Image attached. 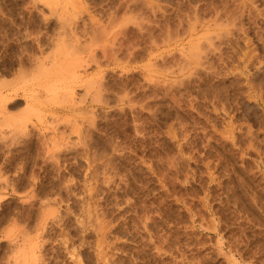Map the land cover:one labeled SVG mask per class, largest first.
<instances>
[{
	"label": "rangeland",
	"instance_id": "obj_1",
	"mask_svg": "<svg viewBox=\"0 0 264 264\" xmlns=\"http://www.w3.org/2000/svg\"><path fill=\"white\" fill-rule=\"evenodd\" d=\"M227 14L239 18L236 27ZM218 16L225 22L218 21L219 28ZM226 24H234L231 33ZM89 25L97 27L92 48L99 64L84 66L85 74L98 76L109 105L94 104L92 116L84 102L85 111L80 105L72 109L62 96L65 79L48 78L64 89L53 98H38L44 104L39 100L41 114L30 133L18 136L10 153L0 152V264L10 260L13 241L21 236L30 247L41 240L36 264H264V0H0V99L12 102L29 88L37 93L45 83L24 76L33 60L54 52L51 40L56 42L63 28L84 32ZM220 28L225 34L214 41L219 49L209 48V31L217 34ZM105 36L113 38L107 56L102 54ZM195 40L202 43L196 50L198 57L204 52L200 60L188 52ZM85 41L79 60L88 53L91 42ZM83 89L75 87V101L92 95ZM72 123L79 126L80 139ZM55 129L62 131L63 145L45 152L42 140ZM42 212L48 217L40 231ZM97 244L104 247L106 262L98 260ZM70 249L79 258L72 260Z\"/></svg>",
	"mask_w": 264,
	"mask_h": 264
},
{
	"label": "bare ground",
	"instance_id": "obj_2",
	"mask_svg": "<svg viewBox=\"0 0 264 264\" xmlns=\"http://www.w3.org/2000/svg\"><path fill=\"white\" fill-rule=\"evenodd\" d=\"M249 2V1H248ZM252 3V2H251ZM229 4V3H228ZM246 5V4H245ZM244 5V6H245ZM254 5V4H253ZM247 7V6H246ZM232 8V7H231ZM245 8V7H244ZM199 9V8H198ZM210 9V8H209ZM212 9V8H211ZM214 9V8H213ZM247 9H248V7H247ZM255 9V8H254ZM218 10V9H217ZM221 10V9H220ZM224 10V9H223ZM237 10V9H236ZM249 10V9H248ZM214 11V10H213ZM234 11V10H233ZM242 11V10H241ZM240 11V12H241ZM256 11V10H255ZM195 12H196V10H195ZM226 12V11H225ZM228 12V11H227ZM226 12V13H227ZM235 12V11H234ZM253 12V11H252ZM224 13V12H223ZM228 13H230V12H228ZM244 13V12H243ZM258 13V12H257ZM216 15L218 14V13H215ZM237 14V13H236ZM240 14H242V12L240 13ZM247 14H249V13H247ZM196 15V14H195ZM211 15V14H210ZM216 15L215 16H213V17H216ZM225 15V13L223 14V16ZM231 15H232V13H231ZM234 15H235V13H234ZM252 15V14H251ZM257 15V14H256ZM186 16V15H185ZM197 16V15H196ZM227 16H229V17H231V20L234 22V24H235V27H236V25L239 23H237L236 22V20H239V18H237V17H235V16H230L229 14H227ZM262 16V15H261ZM76 17V16H75ZM187 17V16H186ZM221 17V16H220ZM220 17L218 16L216 19V21H215V19H214V21L215 22H218V21H221L220 20ZM226 17V16H225ZM257 17V16H256ZM58 18L59 17H57V20H58ZM86 18V17H85ZM189 18V17H188ZM196 18V17H195ZM222 18H224V17H222ZM221 18V19H222ZM226 18H228V17H226ZM226 18H224L225 20H227ZM237 18V19H236ZM252 18H253V16H252ZM50 19V18H49ZM60 19H63L62 17L60 18ZM65 19V18H64ZM63 19V20H64ZM67 19V18H66ZM74 19V18H73ZM76 19V18H75ZM90 19V18H89ZM13 20V19H12ZM62 20V21H63ZM71 20V19H70ZM91 20V19H90ZM90 20H89V22H90ZM184 20V19H183ZM186 20V19H185ZM240 20H241V18H240ZM59 21H61V20H59ZM61 21V22H62ZM92 22H93V20H91ZM195 21V20H194ZM202 21V20H201ZM223 21V20H222ZM221 21V23H225L224 21L222 22ZM228 21V20H227ZM252 21V20H251ZM57 22V21H56ZM64 22V21H63ZM62 22V23H63ZM212 22V24L211 25H213L215 28L218 26V28L219 27H221V23L220 22H218V24L217 23H215V24H217V26H215V24H213L214 22L213 21H211ZM210 22V23H211ZM65 23V22H64ZM73 23V22H72ZM94 23V22H93ZM226 23H229V22H226ZM59 24H61V23H59ZM82 24H83V22H82ZM194 24V23H193ZM221 24V25H220ZM229 24H232V22L230 21V23ZM233 24V25H234ZM65 25H66V23H65ZM69 25V24H68ZM72 25V24H71ZM208 25H210V24H207V26ZM210 25V26H211ZM233 25H228V28H229V26H233ZM89 26H91V25H89ZM89 26H86V27H89ZM97 26V25H96ZM178 26V25H177ZM186 26V25H185ZM193 26V25H192ZM209 26V27H210ZM212 26V27H213ZM223 26V25H222ZM225 27H224V29L225 28H227V24L226 25H224ZM212 27H210V28H212ZM213 27V28H214ZM234 27V26H233ZM239 27V26H238ZM238 27H237V29H238ZM61 28V27H60ZM82 28V27H81ZM85 28V27H84ZM97 29V27H95V26H91L90 28H87V30L85 29V31H84V29L82 28V31H84V32H81V31H78L77 30V27H69V28H67V29H62V31H59V33L57 34V36L58 37H53V39L55 38L56 39V42H54V40H51L52 42L51 43H53L52 45L55 47V50H54V52H53V50H52V54H48V55H46L47 57H42V58H40V59H35V60H33V64L32 65H28L29 67H32V69L31 70H27V72L29 71V73H27V74H24V72H23V74H24V76L25 75H27V77L26 78H28V76L30 75V76H34V77H36V80H33L34 82L35 81H37L38 79L39 80H41L42 82H43V87L42 88H40L41 87V85H40V89H38L37 91H36V89L34 90V91H36L37 93H33V91L31 92V90H30V88L29 89H27V90H29L30 92H28L27 90H24L23 92H22V94H21V96L23 97V99H22V97H15L16 99H14V98H12V99H14V101H10L9 103H8V98L6 97V96H4L5 98L3 99L2 97V99H0V108H2V111H3V113H2V115L0 116V145H1V147H3V149L5 148L6 150H3V149H1L0 150V152H3V151H6L7 152V154L8 153H10L12 150L10 149V147H12V146H10V145H12L11 143H13L14 142V140L16 139V140H18V136H22V134L23 135H25V133L26 134H29L30 132H28L29 131V126L31 125L32 126V124H33V121H34V118H36V117H38V115L39 114H41V113H39V104H41L42 105V103L43 102H41V100H40V102L41 103H39V100H38V98H40V97H49V98H53V96H55L56 94V92L58 91L59 92V90H61L62 88H61V86L59 87V85L61 84V83H59L58 82V84H55V83H57V81L55 82V83H48V78H50V79H52L51 78V76H53V75H56V74H58V76L60 77V79L61 80H64L65 79V81H61L60 79V82H62V85H64V82H65V90H63L62 92H64V94L62 95L61 93L60 94H58V95H60L59 97H61V95L62 96H64V99H63V97H61L63 100H66L67 101V103L69 102L70 104H69V107L71 108L72 107V109L73 108H79V105L81 104V103H86V104H88V106L90 107V109H92V110H90V115L92 116L94 113V110H93V108H91L92 106H94V104H102V105H106V104H108V99H106L105 98V96L104 95H102V93L105 91H101L100 89H99V87H100V83H98V76L96 77L95 75L94 76H92V75H88V74H85L86 73V68H84V66H88V65H91V63H95L97 60V57H96V52L94 51V49L92 48L93 47V45H92V42H93V40H94V37L97 35L96 34V29ZM173 28V27H172ZM192 28V27H191ZM195 28V27H194ZM217 28V29H218ZM227 28V29H228ZM240 28V27H239ZM242 28V27H241ZM240 28V29H241ZM243 28H244V26H243ZM260 28V27H259ZM99 29V28H98ZM105 29V28H104ZM190 29V28H189ZM193 29V28H192ZM221 29V28H220ZM223 29V28H222ZM221 29V30H222ZM223 29V30H224ZM227 29H226V32H227ZM231 29H233L232 27H231ZM58 30V29H57ZM215 29H212V31H209L210 33L208 34V32L206 33V35L208 34V36L206 37L207 39H206V41H208L207 43H206V41H205V45H208V47L209 48H211L212 47V49H213V47H215L216 49H217V46H218V42L220 41V39H221V37L220 36H223V33H224V31L223 32H221V30H220V32L218 33L217 32V34H214L213 32H215L214 31ZM228 30H230V29H228ZM259 30V29H258ZM56 31V30H55ZM99 31V30H98ZM175 31V30H174ZM217 31H219V30H217ZM237 30H235V32H236ZM106 32V31H105ZM141 32H142V30H141ZM181 32V31H180ZM213 34H212V33ZM56 33V32H55ZM100 33V32H99ZM123 33V32H122ZM164 33V32H163ZM167 33V32H166ZM166 33H164V34H166ZM202 32H200L199 34H201ZM216 33V32H215ZM230 33H231V30H230ZM238 33V32H237ZM108 34H109V32H108ZM161 34V33H160ZM205 34V33H204ZM225 34V33H224ZM228 34H229V32H228ZM227 33H226V35H228ZM233 34H234V32H233ZM107 35V34H106ZM202 35V34H201ZM205 35V36H206ZM244 35V34H243ZM243 35H242V37H243ZM166 36V35H165ZM178 36H180V35H178ZM204 36V37H205ZM237 36V35H236ZM83 37L85 38V40L86 41H90L91 43L90 44H88V46H86V47H89L86 51L88 52V53H86V59H81V60H79L77 57H76V54L78 53V52H80L79 51V48L81 47L80 46V44H81V40L83 39ZM103 37V36H102ZM106 37V36H105ZM103 38V42L105 43V45H104V52H102V54H104V56H107L108 54H109V52H108V54H107V50H111L110 49V41L113 39H109V41H108V37H106V38ZM117 37V36H116ZM168 37V36H167ZM190 37V36H189ZM196 37H198L197 35H196ZM195 37V38H196ZM201 37V36H200ZM220 39H219V38ZM228 37V36H227ZM246 37V36H245ZM260 37V36H259ZM82 38V39H81ZM95 38H97V37H95ZM157 38H159V37H157ZM164 37H162V39H163ZM170 38V37H169ZM175 38V37H174ZM216 38V39H215ZM236 38V37H235ZM38 39V38H37ZM50 39H51V37H50ZM98 39V38H97ZM102 39V38H101ZM150 39V38H149ZM155 38H153V40H154ZM165 39V38H164ZM164 39H163V41H164ZM223 39H224V37H223ZM244 39V38H243ZM246 39V38H245ZM262 39H264V38H262ZM117 40V39H116ZM215 40H219V41H217V43H215L214 41ZM222 40V39H221ZM237 40V39H236ZM37 41V40H36ZM85 41V42H86ZM113 41V40H112ZM152 41V40H151ZM169 41V40H168ZM174 41V40H173ZM194 41V40H193ZM199 41H201V38L199 39ZM204 41V40H203ZM224 41H225V39H224ZM84 42V41H83ZM82 42V43H83ZM94 42H96V41H94ZM93 42V43H94ZM117 42H119V41H117ZM127 42V41H126ZM130 42V41H129ZM153 42V41H152ZM154 42H155V40H154ZM190 42V41H189ZM192 42V41H191ZM249 42V41H248ZM38 43V42H37ZM108 43H109V45H108ZM195 43H197L196 42V40H195ZM200 43V42H199ZM222 43V42H221ZM227 43V42H226ZM234 43V42H233ZM243 43H245V42H243ZM40 44V43H39ZM87 44H84L83 45V48H86L85 47V45H87ZM112 44V43H111ZM117 44V43H116ZM124 44V43H123ZM161 44V43H160ZM202 44V43H201ZM201 44H195V47L193 48V49H189V53H190V55L192 56H190L191 58H194V55H192V52H194V53H197V54H195V55H197V58H199L201 55H203L204 54V52H200L199 53V57H198V52H196V50L198 51L199 49H198V45H199V47H200V45ZM229 44V43H228ZM235 44V43H234ZM250 44V43H249ZM261 44V43H260ZM23 45V44H22ZM52 45H50V46H52ZM92 45V46H91ZM101 45H103V44H101ZM114 45V43L112 44V47H114L113 46ZM126 45V44H125ZM216 45V46H215ZM41 45H39V47H40ZM44 46V45H43ZM128 46V45H127ZM157 46V45H156ZM228 46V45H227ZM240 46V45H239ZM246 46V45H245ZM248 46V45H247ZM54 47H52L53 49H54ZM124 47V46H123ZM169 47H171V46H169ZM189 47V46H188ZM188 47L187 48H185V49H188ZM234 47V46H233ZM262 47H264V46H262ZM42 47H40V49H41ZM82 48V47H81ZM103 48V47H102ZM119 48V47H118ZM122 48V47H121ZM133 48V47H132ZM182 48H183V46H182ZM190 48V47H189ZM50 49V48H49ZM205 49H207L208 50V48L206 47ZM204 49V50H205ZM218 49H219V47H218ZM217 49V50H218ZM44 50V49H43ZM42 50V51H43ZM84 50V49H83ZM113 50V49H112ZM115 50V49H114ZM126 50V49H125ZM130 50V49H129ZM192 50V51H191ZM194 50V51H193ZM235 50V49H234ZM101 51H103V50H101ZM128 51V50H127ZM187 51V50H186ZM209 51V50H208ZM214 51H215V49H214ZM214 51H213V53H214ZM105 52H106V55H105ZM120 52V51H119ZM173 52V51H172ZM210 52V51H209ZM209 52H207V54L209 53ZM247 52V51H246ZM22 53V52H21ZM38 53V52H37ZM40 53H42L41 52V50H40ZM51 53V52H50ZM82 53V52H81ZM193 53V54H194ZM206 53V52H205ZM240 53V52H239ZM254 53V52H253ZM27 54V53H26ZM25 54V55H26ZM134 54V53H133ZM201 54V55H200ZM224 54V53H223ZM242 54H243V52H242ZM247 54V53H246ZM246 54L244 53V56H246ZM248 54H250V52L248 53ZM17 55V54H16ZM16 55H15V58H16ZM31 55V54H30ZM41 55H43V54H41ZM116 55V54H115ZM182 55V54H181ZM213 55V54H212ZM219 55V54H218ZM222 55V54H221ZM228 55V54H227ZM233 55V54H232ZM22 56V55H21ZM37 56V55H36ZM110 56V55H109ZM108 56V57H109ZM130 56V55H129ZM256 56V55H255ZM84 57V56H83ZM173 57V56H172ZM186 57V56H185ZM235 57V56H234ZM239 57V56H238ZM247 57V56H246ZM254 57V56H253ZM252 57V58H253ZM258 57V56H257ZM22 58V57H21ZM21 58H19V59H21ZM35 58H37V57H35ZM114 58V57H113ZM164 57H162V59H163ZM183 58V57H182ZM204 58V57H203ZM206 58V57H205ZM216 58V57H215ZM243 58V57H242ZM251 58V59H252ZM2 59V58H1ZM17 59V58H16ZM28 59V58H27ZM33 59H34V57H33ZM161 59V60H162ZM185 59V58H184ZM196 59V58H195ZM217 59V58H216ZM238 59V58H237ZM15 60V59H14ZM190 60V59H189ZM199 60H200V58H199ZM203 60V59H202ZM211 60V59H210ZM239 60H241V58L239 59ZM246 60V59H245ZM249 60V59H248ZM21 61V64L20 65H22L23 66V62H22V60H20ZM19 61V62H20ZM192 61V60H191ZM219 61V60H218ZM257 61V60H256ZM29 62V61H28ZM188 62V61H187ZM211 62V61H210ZM209 62V63H210ZM248 62V61H247ZM14 63V62H13ZM214 63V62H213ZM235 63V62H234ZM30 64V63H29ZM96 64H99V63H95V65ZM201 64V63H200ZM206 64V63H205ZM204 64V65H205ZM208 64V63H207ZM207 64H206V66H207ZM219 64V63H218ZM250 64H252V63H250ZM211 65V64H210ZM254 65V64H253ZM19 66V65H18ZM22 66H20V67H22ZM201 66H203V65H201ZM214 66V65H213ZM28 67V68H29ZM98 67V66H97ZM18 68V67H17ZM24 68V67H23ZM82 68V69H81ZM242 68V67H241ZM20 69V68H19ZM205 69V68H204ZM208 69V68H207ZM243 69V68H242ZM22 70L24 71V69H20V71H21V73H22ZM20 71H18V73L20 72ZM210 71V70H209ZM25 73H26V71H25ZM206 73V72H205ZM214 73H216V72H214ZM223 73V72H222ZM226 73V72H225ZM229 73V72H228ZM210 74V73H209ZM19 75V74H18ZM221 75V74H220ZM248 75V74H247ZM24 76H21V78L22 79H25V77ZM29 76V77H30ZM58 76H55V80H57V78L56 77H58ZM58 77V78H59ZM220 77V76H219ZM20 78V79H21ZM32 78V77H31ZM2 80V79H1ZM37 81V82H40V81ZM54 80V79H53ZM58 80V81H59ZM4 81V80H3ZM23 81V80H22ZM210 81V80H209ZM25 82V81H24ZM49 82H51L50 80H49ZM18 83V82H17ZM36 83V82H35ZM212 83V82H211ZM240 83V82H239ZM250 83V82H249ZM25 84V83H24ZM31 84V83H30ZM198 84V83H197ZM196 84V85H197ZM251 84V83H250ZM2 85H3V83H2ZM33 85V84H32ZM36 85V84H35ZM34 85V86H35ZM260 85V84H259ZM25 86V85H24ZM78 87V88H84L83 90H85L86 91V93L88 94L91 90H92V92H90L91 94V96H88V97H84V95H83V97L81 96V98H79V99H77V100H79L78 102L77 101H75L76 100V97H75V100H74V93H75V87ZM251 86H252V84H251ZM0 87H1V84H0ZM31 87V86H30ZM36 87H37V85H36ZM104 87V86H103ZM107 87V86H106ZM205 87V86H204ZM208 87V86H207ZM206 87V88H207ZM22 88V87H21ZM14 89V88H13ZM16 89V88H15ZM64 89V88H63ZM93 89H95V90H93ZM97 89V90H96ZM253 89V88H252ZM0 90H1V88H0ZM20 90V89H19ZM106 90H107V88H106ZM207 90H208V88H207ZM238 90V89H237ZM102 93H101V92ZM7 92V91H6ZM200 92V91H199ZM238 92H240V91H238ZM5 93V92H4ZM10 93V92H9ZM14 94H15V92H13ZM206 93V92H205ZM77 94V93H76ZM8 95V94H7ZM16 95V94H15ZM202 95V94H201ZM248 95H249V93H248ZM13 96V95H12ZM18 96V95H17ZM10 97V96H9ZM57 97V96H56ZM11 98V97H10ZM55 98V97H54ZM85 98H88V100L87 99H85ZM193 98H194V96H193ZM204 98V97H203ZM10 100V99H9ZM57 100V99H56ZM61 100V99H60ZM85 100H87V101H85ZM210 100V99H209ZM214 100V99H213ZM42 101H43V98H42ZM50 101V100H49ZM52 101H54V100H51V102ZM62 101V100H61ZM72 101V102H71ZM211 101V100H210ZM209 101V102H210ZM44 102H45V100H44ZM39 103V104H38ZM65 103V102H64ZM83 103V104H84ZM10 104H12L14 107L13 108H15V110L13 109H10L9 108V105ZM44 104V103H43ZM63 104V103H62ZM191 104V103H190ZM109 105V104H108ZM82 105H80V108H82L81 107ZM87 105H86V108L88 107ZM96 106V105H95ZM107 106V105H106ZM194 106V105H193ZM209 106V105H208ZM216 106V105H215ZM219 106V105H218ZM195 107V106H194ZM41 108V107H40ZM79 108V109H80ZM95 108V107H94ZM83 110L85 109V105H84V108H82ZM88 109V108H87ZM10 110H12V112L13 111H16V110H19L17 113H9V112H11ZM76 110V109H75ZM74 110V111H75ZM86 110V109H85ZM84 110V111H85ZM198 110V109H197ZM217 110H220V109H217ZM0 111H1V109H0ZM88 111V110H87ZM79 112V111H78ZM89 112V111H88ZM85 113V112H84ZM219 113V112H218ZM0 114H1V112H0ZM79 115V114H78ZM84 116H86V115H84ZM88 116H89V113H87V121L91 118L90 116V118L88 119ZM67 118V117H66ZM234 118V117H233ZM68 119H69V117H68ZM68 119H66V120H68ZM77 119V118H76ZM82 119V118H81ZM83 119H84V117H83ZM85 119H86V117H85ZM92 119V118H91ZM70 120V119H69ZM74 121V122H73ZM72 122L75 124V123H77V122H75L76 120L74 119ZM86 121V120H85ZM90 121V120H89ZM92 121V120H91ZM73 123L71 124V126L73 125ZM226 123V122H225ZM67 124V123H66ZM78 124V123H77ZM70 125V124H69ZM231 125V124H230ZM137 126V125H136ZM73 127L74 128H77L78 127V129H76L77 131L75 132V134L77 133V136H78V138L80 139L81 137H80V128H79V126L77 125H73ZM233 127V126H232ZM222 128H224V127H222ZM56 130V129H55ZM53 131L52 133H51V135L49 136V137H46V138H43V140H42V142H43V145L41 144L40 146L42 147V146H44V150H45V152H52L53 150H55L56 148H58V147H60L61 145H63L62 143L64 142L63 141V138H64V136H62V131L60 130V132H58L59 131V129H57L56 131ZM73 130V128L71 129V131ZM189 130V129H188ZM194 130H195V128H194ZM216 131V130H215ZM226 131V130H225ZM214 132V131H213ZM64 133V132H63ZM219 133V132H218ZM225 133V132H224ZM227 133V132H226ZM231 133V132H230ZM229 133V134H230ZM82 134V133H81ZM207 134V133H206ZM209 134V133H208ZM223 134V133H222ZM232 134V133H231ZM230 134V135H231ZM57 135H59V136H57ZM61 135V136H60ZM187 135V134H186ZM25 136H27V135H25ZM24 136V138H26ZM201 136V135H200ZM17 137V138H16ZM19 137V138H20ZM68 137V136H67ZM208 137V136H207ZM223 137V136H222ZM231 137H232V135H231ZM203 138V137H202ZM210 138V137H209ZM218 138V137H217ZM65 139H67V138H65ZM83 139H85V138H83ZM82 139V140H83ZM223 139V138H222ZM182 141V140H181ZM226 141H227V139H226ZM232 141V140H231ZM238 141V140H237ZM241 141V140H240ZM216 142V141H215ZM238 144V143H237ZM178 146V145H177ZM212 146V145H211ZM221 146H223V145H221ZM43 148V147H42ZM18 149V148H17ZM20 149V148H19ZM14 151V150H13ZM223 151V150H222ZM5 152V153H6ZM21 152V151H20ZM181 152H182V150H181ZM218 152V151H217ZM5 153H3L4 155H5ZM16 153V152H15ZM186 153V152H185ZM7 154H6V156L5 157H8L7 156ZM216 154V153H215ZM241 154V153H240ZM4 155H2V157H4ZM10 155V154H9ZM186 155V154H185ZM197 155V154H196ZM13 156L11 155V158H12ZM10 158V159H11ZM191 158V157H190ZM199 158H200V156H199ZM7 159V160H6ZM14 159V158H13ZM179 159V158H178ZM182 159V158H181ZM196 159V158H195ZM5 160H6V162L7 161H9L8 160V158H5ZM5 160H4V162H5ZM180 160V159H179ZM217 160V159H216ZM3 161V160H2ZM12 161V160H11ZM4 162H3V164H4ZM172 162H174V161H172ZM195 162V161H194ZM243 162V161H242ZM2 163V162H1ZM8 163V162H7ZM7 163H5L4 165H6ZM202 163V162H201ZM204 163V162H203ZM209 163H210V161H209ZM241 163V162H240ZM174 164V163H173ZM11 165V164H10ZM1 167V166H0ZM208 169V168H207ZM205 172V171H204ZM3 173V172H2ZM22 173V172H21ZM206 173V172H205ZM233 173V172H232ZM179 175V174H178ZM206 175V174H205ZM208 175H209V173H208ZM212 175V178H213V174H211ZM215 175V174H214ZM239 175V174H238ZM173 176V175H172ZM183 176V175H182ZM186 176V175H185ZM16 177V176H15ZM207 177V176H206ZM210 177V176H209ZM253 177V176H252ZM10 178V177H9ZM174 178V177H173ZM172 178V179H173ZM237 178V177H236ZM241 178V177H240ZM243 178H244V176H243ZM4 179V178H3ZM194 179V178H193ZM10 180V179H9ZM175 181V180H174ZM193 181V180H192ZM212 181H213V179H212ZM1 182V181H0ZM7 182V181H6ZM107 183V182H106ZM214 183V182H213ZM232 183V182H231ZM129 184V183H128ZM245 184H247V183H245ZM6 185H7V183H6ZM10 186V185H9ZM192 187V186H191ZM227 187V186H226ZM262 187H264V186H262ZM215 189V188H214ZM200 190V189H199ZM233 190V189H232ZM242 190V189H241ZM209 191V190H208ZM214 191V190H213ZM220 191V190H219ZM176 192H178V191H176ZM184 192V191H183ZM232 192V191H231ZM254 192V191H253ZM199 193V192H198ZM213 193V192H212ZM197 194V193H196ZM207 194V193H206ZM205 194V195H206ZM45 195V194H44ZM209 195V194H208ZM244 195V194H243ZM47 196V195H46ZM186 196V195H185ZM202 196V195H201ZM217 196V195H216ZM228 196V195H227ZM179 197V196H178ZM206 198V197H205ZM207 198H208V196H207ZM190 199V198H189ZM199 199V198H198ZM204 199V197L202 196V200ZM246 199V198H245ZM244 199V200H245ZM199 200H201V198L199 199ZM208 200V199H207ZM1 202H2V200H1ZM203 202V201H202ZM201 202V205L204 203H202ZM209 202V201H208ZM216 202V201H215ZM227 202V201H226ZM246 202H247V200H246ZM253 202V201H252ZM46 203V202H45ZM189 203V202H188ZM200 203V202H199ZM236 203V202H235ZM241 203V202H240ZM256 203V202H255ZM42 204H44V202L42 203ZM48 204V203H47ZM185 204V203H184ZM205 204V203H204ZM203 204V205H204ZM202 205V206H203ZM206 205V204H205ZM43 206H45V205H43ZM49 206V205H48ZM48 206H47V208H48ZM255 206V205H254ZM41 207V206H40ZM190 207V206H189ZM204 207V206H203ZM210 207V206H209ZM228 207V206H227ZM249 207V206H248ZM200 208V207H199ZM198 208V209H199ZM242 208V207H241ZM39 209V208H38ZM42 209V208H41ZM191 209V208H190ZM212 209V208H211ZM194 210V209H193ZM215 210H216V208H215ZM215 210H212V212L213 211H215ZM39 211V210H38ZM55 211V210H54ZM148 211V210H147ZM185 211V210H184ZM195 211V210H194ZM211 211V210H210ZM225 211V210H224ZM43 212H45L44 210H43ZM43 212H42V215H40V219H38L39 221H37L38 223L36 224L37 225V228H39V230L41 231V229H44V227H45V223H46V218L48 217H44L43 216ZM52 212H53V210H52ZM193 212V211H192ZM69 213V212H68ZM231 213V212H230ZM37 214H38V212H37ZM50 214H52V213H50ZM188 214V213H187ZM193 214H194V212H193ZM192 214V215H193ZM210 214H211V212H210ZM35 215V214H34ZM45 215V214H44ZM49 215V214H48ZM57 215V214H56ZM73 215V214H72ZM92 215V214H91ZM191 215V216H192ZM194 215H196V213L194 214ZM198 215V214H197ZM232 215V214H231ZM236 215V214H235ZM234 215V216H235ZM44 218H43V217ZM90 216V215H89ZM102 216V215H101ZM190 216V215H189ZM238 216V215H237ZM51 217V216H50ZM53 217V216H52ZM51 217V218H52ZM95 217V216H94ZM177 217H178V215H177ZM188 217V216H187ZM198 217V216H197ZM208 217V216H207ZM56 218V217H55ZM58 218V217H57ZM91 218V217H90ZM120 218V217H119ZM192 218V217H191ZM209 218H210V216H209ZM212 218V217H211ZM211 218H210V221H212L211 220ZM80 219V218H79ZM97 219V218H96ZM107 219V218H106ZM198 219V218H197ZM201 219V218H200ZM220 219V218H219ZM58 220V219H57ZM118 220V219H117ZM151 220V219H150ZM149 220V221H150ZM214 220V219H213ZM226 220V219H225ZM237 220V219H236ZM29 221V220H28ZM99 221V220H98ZM101 221V220H100ZM109 221H111V220H109ZM204 221V220H203ZM209 221V220H208ZM209 221V222H210ZM240 221V220H239ZM27 222V221H26ZM202 222V221H201ZM200 222V223H201ZM215 222V221H214ZM241 222V221H240ZM245 222V221H244ZM152 223V222H151ZM199 223V222H198ZM199 223V224H200ZM208 223V222H207ZM232 223V222H231ZM47 224V223H46ZM68 224V223H67ZM140 224V223H139ZM189 224V223H188ZM192 224V223H191ZM212 224H214V223H212ZM234 224V223H233ZM242 224V223H241ZM26 225V224H25ZM110 225V224H109ZM204 225V224H203ZM207 225V224H206ZM209 225H210V223H209ZM208 225V226H209ZM222 225V224H221ZM230 225V224H229ZM34 226V225H33ZM32 226V227H33ZM61 226V225H60ZM59 226V227H60ZM99 226V225H98ZM97 226V227H98ZM112 226V225H111ZM134 226H136V225H134ZM141 226V225H140ZM201 227H204V226H202V225H200ZM214 226V225H213ZM231 226V225H230ZM246 226V225H245ZM29 227V226H28ZM57 227V226H56ZM72 227V226H71ZM109 227V226H108ZM144 227H145V225H144ZM18 228V227H17ZM36 228V229H37ZM53 228V227H52ZM86 228V227H85ZM111 228V227H110ZM146 228V227H145ZM169 228V227H168ZM186 228V227H185ZM204 228H207L206 226L204 227ZM215 228V227H214ZM222 228V227H221ZM16 229V228H15ZM27 229V228H26ZM63 229H65V228H63ZM98 229V234H100V235H103V229H104V226L103 225H100V228H97ZM108 229V228H107ZM184 229V228H183ZM210 230V229H212V228H207V230ZM10 230V229H9ZM59 230H61L60 228H59ZM88 230V229H87ZM187 230V229H186ZM12 231H14L13 229H12ZM12 231H11V233H12ZM30 231V230H29ZM64 231V230H63ZM80 231V230H79ZM107 231V230H106ZM184 231V230H183ZM231 231V230H230ZM7 232V231H6ZM18 232V231H17ZM25 232V231H24ZM45 232V231H44ZM26 233V232H25ZM93 233V232H92ZM138 233V232H137ZM143 233V232H142ZM197 233V232H196ZM14 234V233H13ZM19 234V233H18ZM21 234H22V232H21ZM28 234V233H27ZM36 234V233H35ZM41 234V233H40ZM67 234V233H66ZM96 234V233H95ZM159 234V233H158ZM168 234V233H167ZM241 234V233H240ZM8 235H10V233L8 234ZM8 235H6L5 234V237H7ZM39 235V234H38ZM59 235V234H58ZM57 235V236H58ZM108 235V234H107ZM170 235V234H169ZM221 235V234H220ZM244 235V234H243ZM11 236H13V235H11ZM16 236V235H15ZM26 236V235H25ZM40 236V235H39ZM66 236V235H65ZM242 236V235H241ZM9 237V236H8ZM18 237V235L16 236V237H14L13 236V238H17ZM22 237V236H21ZM20 237V239L22 240V239H25V238H21ZM60 237V236H59ZM69 237H71V236H69ZM96 237V236H95ZM101 237V236H100ZM145 237V236H144ZM176 237V236H175ZM180 237V236H179ZM12 238V239H13ZM43 238V237H42ZM55 238V237H54ZM73 238V237H72ZM142 238V237H141ZM168 238V237H167ZM178 238V237H177ZM246 238V237H245ZM11 238H10V244H12L13 242H17V244H15V243H13V244H15L14 246H15V248L14 249H12V250H14V251H12V256H10V260L8 261H6V263L7 262H9V264H31L32 263V261H33V263L34 264H36V261H39L40 262V260L38 259L37 260V255H36V248H38V247H36V244H39V242L41 241H39L38 243L36 242V241H33V242H31L32 243V246L30 247L29 246V243H27L26 241H27V238H26V243H24V240H14L13 242L11 241L12 240ZM61 239V238H60ZM59 239V240H60ZM80 239V238H79ZM99 239V238H98ZM163 239V238H162ZM179 239V238H178ZM190 239V238H189ZM212 239V238H211ZM217 239V238H216ZM215 239V240H216ZM37 240V239H36ZM45 240L46 239H44V242H45ZM116 240V239H115ZM150 240V239H149ZM183 240V239H182ZM209 240H210V238H209ZM240 240V239H239ZM63 241V240H62ZM74 241V240H73ZM76 241H77V239H76ZM88 241V240H87ZM91 241V240H90ZM101 241V240H100ZM197 241V240H196ZM217 242H218V240H216ZM229 241V240H228ZM246 241V240H245ZM18 242H20L19 244H18ZM49 242V241H48ZM55 242V241H54ZM71 242V241H70ZM102 242V241H101ZM177 242V241H176ZM215 242V241H214ZM43 243V242H42ZM53 243V242H52ZM60 243V242H59ZM58 243V244H59ZM66 243V242H65ZM81 243V242H80ZM87 243H89V242H87ZM149 243V242H148ZM9 244V245H10ZM49 244V243H48ZM99 244H101L100 242H99ZM106 244V243H105ZM109 244V243H108ZM203 244V243H202ZM216 244V243H215ZM219 244H220V241H219ZM227 244V243H226ZM243 244H244V242H243ZM28 245V246H27ZM57 245V244H56ZM62 245V244H61ZM87 245V244H86ZM89 245V244H88ZM104 245V244H103ZM176 245V244H175ZM192 245V244H191ZM13 246V245H12ZM44 246V245H43ZM64 246V245H63ZM68 246V245H67ZM84 246V245H83ZM99 245L97 244V248H96V251H97V254H98V256L100 257L98 260H101V258L103 259V257H104V255H107V253L105 252V250L104 249H101V247L102 248H104L103 246H99ZM206 246V245H205ZM230 246H232V245H230ZM70 247V246H69ZM89 247V246H88ZM160 247V246H159ZM203 247V246H202ZM9 248V247H8ZM41 248V247H40ZM47 248V247H46ZM73 248V247H72ZM82 248V247H81ZM237 248H238V246H237ZM48 249V248H47ZM53 249V248H52ZM55 249V248H54ZM203 249H204V247H203ZM218 249V248H217ZM66 250H68V249H66ZM105 252H103V251ZM163 250V249H162ZM175 250V249H174ZM181 250V249H180ZM38 251V250H37ZM69 251V250H68ZM74 250L72 249V252H73ZM91 251H92V249H91ZM110 251V250H109ZM112 251V250H111ZM176 251V250H175ZM217 251V250H216ZM219 251V250H218ZM236 251V250H235ZM238 251V250H237ZM242 251V250H241ZM44 252V251H43ZM64 252V251H63ZM71 252V249H70V252H69V254H67V255H70L71 256V259H72V257H76V259L77 258H79V257H77L76 255H77V253H76V255L75 254H73ZM85 252H87V251H85ZM89 252V251H88ZM181 252V251H180ZM190 252V251H189ZM178 253V252H177ZM221 253V252H220ZM1 254V253H0ZM44 254H45V252H44ZM52 254V253H51ZM97 254H96V256H97ZM113 254V253H112ZM184 254V253H183ZM188 254V253H187ZM217 254V253H216ZM226 254V253H225ZM229 254V253H228ZM3 256H4V252H3V254H2ZM7 255H9V254H7ZM62 255V254H61ZM86 255V254H85ZM90 255V254H89ZM174 255V254H173ZM198 255V254H197ZM218 255V254H217ZM222 255V254H221ZM224 255V254H223ZM227 255V254H226ZM225 255V256H226ZM41 256V255H40ZM55 256V255H54ZM97 256V257H98ZM112 256V255H111ZM231 256V255H230ZM12 257V258H11ZM50 257V256H49ZM61 257V256H60ZM74 257V258H75ZM83 257V256H82ZM113 257H115V256H113ZM184 257V256H183ZM201 257V256H200ZM222 257V256H221ZM227 257V256H226ZM6 258V257H5ZM8 258H6V259H8ZM91 258V257H90ZM89 258V259H90ZM107 258H108V256H107ZM107 258L105 259V257H104V260H105V262L107 261ZM116 258H117V256H116ZM190 258V257H189ZM214 258V257H213ZM224 258V257H223ZM70 259V258H69ZM110 259H111V257H110ZM178 259V258H177ZM194 259V258H193ZM198 259V258H197ZM231 259V258H230ZM245 259V258H244ZM0 260H3V259H1L0 258ZM72 260H74V259H72ZM191 260V259H190ZM76 261V260H75ZM77 261H80L79 259L77 260ZM77 261H76V263H77ZM96 261V260H95ZM157 261V260H156ZM180 261V260H179ZM226 261V260H225ZM238 261V260H237ZM0 262H2V261H0ZM113 262V261H112ZM177 262V261H176ZM184 262V261H183ZM235 262V261H234ZM5 263V262H4ZM3 263V264H4ZM5 263V264H6ZM62 263V262H61ZM104 262H101V264H103ZM108 262H106L105 264H107ZM116 263V262H115ZM155 263V262H154ZM172 263V262H171ZM195 263H196V261H195ZM227 263V262H226ZM229 263V262H228ZM232 263V262H231ZM8 264V263H7ZM38 264V263H37ZM40 264V263H39ZM42 264V263H41ZM43 264H46V263H44L43 262ZM51 264V263H50ZM55 264V263H54ZM78 264H80V263H78ZM173 264H174V262H173Z\"/></svg>",
	"mask_w": 264,
	"mask_h": 264
}]
</instances>
